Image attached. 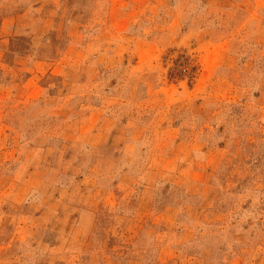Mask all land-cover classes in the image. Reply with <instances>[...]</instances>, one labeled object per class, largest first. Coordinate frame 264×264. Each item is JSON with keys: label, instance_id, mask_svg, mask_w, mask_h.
I'll return each instance as SVG.
<instances>
[{"label": "rangeland", "instance_id": "rangeland-1", "mask_svg": "<svg viewBox=\"0 0 264 264\" xmlns=\"http://www.w3.org/2000/svg\"><path fill=\"white\" fill-rule=\"evenodd\" d=\"M0 264H264V0H0Z\"/></svg>", "mask_w": 264, "mask_h": 264}]
</instances>
